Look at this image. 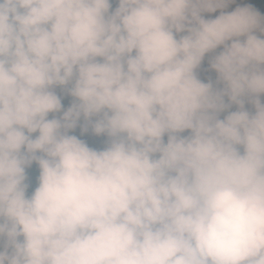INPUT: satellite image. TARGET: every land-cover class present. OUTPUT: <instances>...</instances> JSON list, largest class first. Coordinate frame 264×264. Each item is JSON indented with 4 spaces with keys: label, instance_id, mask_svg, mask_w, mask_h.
<instances>
[{
    "label": "clouds",
    "instance_id": "9594fccd",
    "mask_svg": "<svg viewBox=\"0 0 264 264\" xmlns=\"http://www.w3.org/2000/svg\"><path fill=\"white\" fill-rule=\"evenodd\" d=\"M0 264H264V0H0Z\"/></svg>",
    "mask_w": 264,
    "mask_h": 264
}]
</instances>
